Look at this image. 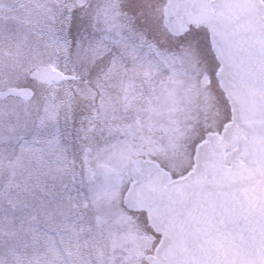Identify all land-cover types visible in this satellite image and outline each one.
Segmentation results:
<instances>
[{"label": "snow or ice", "instance_id": "obj_1", "mask_svg": "<svg viewBox=\"0 0 264 264\" xmlns=\"http://www.w3.org/2000/svg\"><path fill=\"white\" fill-rule=\"evenodd\" d=\"M0 264H264V0H0Z\"/></svg>", "mask_w": 264, "mask_h": 264}]
</instances>
